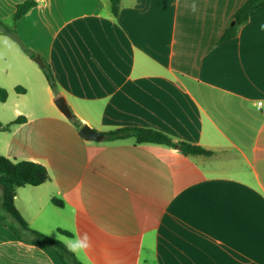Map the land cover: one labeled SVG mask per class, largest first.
Returning a JSON list of instances; mask_svg holds the SVG:
<instances>
[{
	"label": "crops",
	"instance_id": "1",
	"mask_svg": "<svg viewBox=\"0 0 264 264\" xmlns=\"http://www.w3.org/2000/svg\"><path fill=\"white\" fill-rule=\"evenodd\" d=\"M35 1L16 26L34 58L0 33V86L13 121L27 119L3 132L0 154L51 176L17 192L29 227L82 264H264V6L221 42L248 0H122L117 17L110 0ZM124 128L213 154L105 140ZM0 264L64 262L0 222Z\"/></svg>",
	"mask_w": 264,
	"mask_h": 264
},
{
	"label": "trees",
	"instance_id": "2",
	"mask_svg": "<svg viewBox=\"0 0 264 264\" xmlns=\"http://www.w3.org/2000/svg\"><path fill=\"white\" fill-rule=\"evenodd\" d=\"M121 3L122 0H110L112 12L116 17L120 14ZM37 5L38 3L35 0H26L19 4L13 18L14 24H17L20 19ZM261 6H264V0H248L233 16L221 42L236 37L240 27L248 22L250 13ZM0 33L18 42L28 56L32 58L35 57V54L22 43L15 28H9L0 21ZM44 72L52 89L56 90V82L51 68L46 66ZM17 90H19V88H17ZM7 100L8 91L0 86V102L6 103ZM26 122L27 119L23 116H20L15 121L8 124H3L0 121V132H10L13 127L23 125ZM104 138L106 141H120L133 138L137 144L153 143L165 145L179 149L184 156H211L213 154L211 151L200 146H193L184 142L176 143L166 135L151 129L124 128L104 134ZM50 180V173L42 164L31 161L11 160L0 154V187L2 188L0 207L15 220L16 225L13 223V225L11 223H6L1 218L0 222L8 224L20 240L32 245L50 247L59 255L64 264H82L66 245L42 232L31 229L15 205L19 189L27 186L38 187ZM53 203L62 206V203L58 200L54 199ZM59 232L70 237L72 236L68 232L62 230H59Z\"/></svg>",
	"mask_w": 264,
	"mask_h": 264
},
{
	"label": "rangeland",
	"instance_id": "3",
	"mask_svg": "<svg viewBox=\"0 0 264 264\" xmlns=\"http://www.w3.org/2000/svg\"><path fill=\"white\" fill-rule=\"evenodd\" d=\"M17 1H19L20 2L19 4H21L26 0H13V2L10 3L9 6L0 4V21L3 22L9 28H12V29L15 28V30H16L17 24H14L13 18H14V14L16 12L17 6H15L14 3H16ZM3 66H4V63L0 59V69H3ZM0 74H1L0 76H2V77L4 76L3 70L0 71ZM14 103L15 102H14L13 96L11 98H9L8 102H6V103L0 102V116L2 117L3 121H5V122L13 121L14 114L12 113V109H13L12 107L14 106ZM0 137L2 139H4L5 137L11 138V135L8 133L0 132ZM25 190H27V189H25ZM20 194H21V196H23L22 194H25V191L21 190ZM1 196H2V188L0 187V197ZM18 205L21 206L22 204L19 203V201H18ZM0 218L3 221H5L6 223H13L14 225H16L15 220H13L12 217H10L5 211H3V209L1 207H0ZM2 223H4V222H2ZM6 225L8 226V224H6Z\"/></svg>",
	"mask_w": 264,
	"mask_h": 264
},
{
	"label": "water",
	"instance_id": "4",
	"mask_svg": "<svg viewBox=\"0 0 264 264\" xmlns=\"http://www.w3.org/2000/svg\"><path fill=\"white\" fill-rule=\"evenodd\" d=\"M35 61L43 68L45 67L44 63L40 58H35ZM55 104L67 119L69 120L73 119V114L71 112V109L68 106V103L64 97L62 96L58 97L55 101ZM79 134L82 138L88 141L100 142L103 138L102 134L92 130L89 126H84L80 130Z\"/></svg>",
	"mask_w": 264,
	"mask_h": 264
},
{
	"label": "built area",
	"instance_id": "5",
	"mask_svg": "<svg viewBox=\"0 0 264 264\" xmlns=\"http://www.w3.org/2000/svg\"><path fill=\"white\" fill-rule=\"evenodd\" d=\"M259 105H262V103H260Z\"/></svg>",
	"mask_w": 264,
	"mask_h": 264
}]
</instances>
